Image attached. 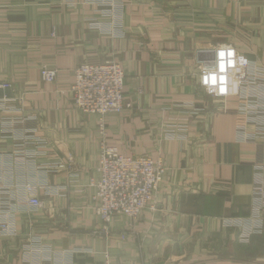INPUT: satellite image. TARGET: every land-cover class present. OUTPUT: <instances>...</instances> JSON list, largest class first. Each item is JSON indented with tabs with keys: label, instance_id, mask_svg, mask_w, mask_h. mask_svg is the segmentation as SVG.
<instances>
[{
	"label": "crops",
	"instance_id": "crops-1",
	"mask_svg": "<svg viewBox=\"0 0 264 264\" xmlns=\"http://www.w3.org/2000/svg\"><path fill=\"white\" fill-rule=\"evenodd\" d=\"M222 45L264 72V0H0V225L14 229L0 231V264H264V138L248 141L261 119L240 111L246 91L222 102L198 88ZM106 61L125 70L132 104L106 116L108 145L167 170L156 209L104 233L100 117L70 86L80 64ZM28 183L43 209L26 203Z\"/></svg>",
	"mask_w": 264,
	"mask_h": 264
},
{
	"label": "built area",
	"instance_id": "built-area-1",
	"mask_svg": "<svg viewBox=\"0 0 264 264\" xmlns=\"http://www.w3.org/2000/svg\"><path fill=\"white\" fill-rule=\"evenodd\" d=\"M222 46H229L236 52L237 64L229 73L231 81L235 84L234 90L226 95L210 94L201 84L205 65L215 62V51L221 47L219 46L200 62L202 66L198 81L199 91L202 97H210L212 100L220 99L222 102L232 95L246 91L240 111L252 121L261 119L260 130L248 139L250 142H257L259 137L264 138V101L259 99L261 92L259 88H256L258 85L264 88V72H255L251 61L233 46ZM239 57H243L246 63L241 64ZM58 73V69L54 67L45 66L41 69V77L48 83L56 82ZM259 77L261 82H258ZM125 82V70L118 63L84 62L74 71V81L70 86L75 107L83 113L96 114L100 117L99 132L102 141L98 165L99 178L92 181L91 187L96 190L93 198L96 203L95 211L102 219L104 233L109 231L107 226L117 215H124L136 223L146 210L156 209L155 195L160 189L167 170L161 158L155 161L149 156L126 157L118 148L108 145L106 116L121 114L132 107V104L125 100ZM251 90L254 94L250 93ZM64 166L62 164L60 167ZM68 167L72 168V163H69ZM38 189L39 186L32 183L25 186L26 203L35 209H43L44 203L39 198ZM257 189L259 194L263 192L262 188ZM0 231L6 236L14 233L12 225L6 220L2 221ZM125 237L122 235V238ZM106 264L128 263L107 261Z\"/></svg>",
	"mask_w": 264,
	"mask_h": 264
},
{
	"label": "clouds",
	"instance_id": "clouds-1",
	"mask_svg": "<svg viewBox=\"0 0 264 264\" xmlns=\"http://www.w3.org/2000/svg\"><path fill=\"white\" fill-rule=\"evenodd\" d=\"M241 64L246 63L239 57ZM236 52L229 46H221L215 51V62L205 65L201 84L210 94L226 95L234 90L235 84L230 79V71L236 67ZM231 85V88H230Z\"/></svg>",
	"mask_w": 264,
	"mask_h": 264
},
{
	"label": "rangeland",
	"instance_id": "rangeland-1",
	"mask_svg": "<svg viewBox=\"0 0 264 264\" xmlns=\"http://www.w3.org/2000/svg\"><path fill=\"white\" fill-rule=\"evenodd\" d=\"M261 219H262V223H263V220H264V217H261ZM256 221H258V220H256ZM242 224V223H241ZM260 225V224H259ZM263 226H264V224H262ZM237 226V225H236ZM239 226H242V225H239ZM262 228V226L260 225V226H256V229H261ZM236 229V228H235ZM241 230H242V228H240ZM263 229V228H262ZM241 230H238L237 229V231L239 232L240 231V238L242 239H240L241 241H246L249 237H251L252 235H254V234H251L250 235V231H247L246 233L245 232H243V231H241ZM255 230V229H254ZM254 230H253V232H254ZM264 230V229H263ZM263 230L260 232V233H263ZM260 233H258V234H260Z\"/></svg>",
	"mask_w": 264,
	"mask_h": 264
}]
</instances>
